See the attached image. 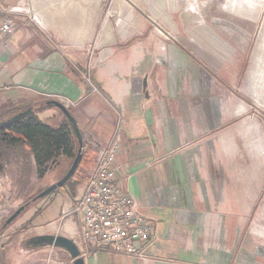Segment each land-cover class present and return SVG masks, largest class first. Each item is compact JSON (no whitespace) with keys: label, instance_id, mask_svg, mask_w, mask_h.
<instances>
[{"label":"crops","instance_id":"1","mask_svg":"<svg viewBox=\"0 0 264 264\" xmlns=\"http://www.w3.org/2000/svg\"><path fill=\"white\" fill-rule=\"evenodd\" d=\"M104 2L0 0V22L16 23L0 44V123L33 110L57 127L63 113L47 102L59 100L83 136L76 194L37 227L81 242L80 218L65 212L119 131L118 181L153 221L155 238L144 258L97 251L86 264H264V230L254 226L264 219V179L246 176L251 169L234 156L239 135L218 114L212 62L131 5L109 14ZM19 159L20 181L38 178L34 155L20 151ZM54 253L64 256L55 264H73L64 249Z\"/></svg>","mask_w":264,"mask_h":264},{"label":"rangeland","instance_id":"2","mask_svg":"<svg viewBox=\"0 0 264 264\" xmlns=\"http://www.w3.org/2000/svg\"><path fill=\"white\" fill-rule=\"evenodd\" d=\"M114 4L136 8L138 14L154 21V29L171 39L176 38V42L197 60L204 61V54H207L212 62L208 68L212 74L213 95L218 97V114L228 117L227 130L239 135L233 140L237 149H234V156L244 158L246 170L251 169L245 172L246 176L260 174L263 180L264 0H105V10H109V14ZM83 158L61 188L36 202H32L36 195L66 175L72 160L65 165L60 161L43 178L38 176L29 183L20 181V159L19 163L14 157L3 163L0 171V264H55L63 260L60 253L52 255L57 247L34 245L31 241L35 236L51 234L50 229L37 225L47 223L59 211L64 195L76 194L81 184ZM260 201L264 215V192ZM25 203H30L29 207L3 228L6 220ZM262 221L264 223V219ZM263 223L254 226L264 230ZM261 247L264 254L263 243Z\"/></svg>","mask_w":264,"mask_h":264},{"label":"built area","instance_id":"3","mask_svg":"<svg viewBox=\"0 0 264 264\" xmlns=\"http://www.w3.org/2000/svg\"><path fill=\"white\" fill-rule=\"evenodd\" d=\"M15 31L13 18H3L0 44ZM88 80L91 82L89 77ZM119 133L116 131L82 196L65 212V216L80 218L81 242L77 244L83 256L107 251L112 255L144 258L147 245L155 238L153 221L137 208L132 194L118 181Z\"/></svg>","mask_w":264,"mask_h":264},{"label":"trees","instance_id":"4","mask_svg":"<svg viewBox=\"0 0 264 264\" xmlns=\"http://www.w3.org/2000/svg\"><path fill=\"white\" fill-rule=\"evenodd\" d=\"M79 146L73 126L64 114L61 124L53 127L32 112L0 128V171L4 162L18 159L20 151L29 150L35 157L38 176L43 178L64 158L73 163Z\"/></svg>","mask_w":264,"mask_h":264},{"label":"water","instance_id":"5","mask_svg":"<svg viewBox=\"0 0 264 264\" xmlns=\"http://www.w3.org/2000/svg\"><path fill=\"white\" fill-rule=\"evenodd\" d=\"M48 106H55L58 109L62 111V113L68 118L69 122L73 126L74 133L76 135V138L79 143V148L77 151V156L75 157L72 165L70 166V169L66 173L64 177H62L59 181L55 182L53 185L49 186L45 190H43L41 193L36 195L33 199L32 202H36L37 200L44 198L51 193H53L56 189L61 188L75 173L77 170L80 160H81V155H82V150H83V136L81 134L80 128L78 126V123L73 116L72 112L70 109L62 102L59 100H50L47 102ZM33 110H29L25 113L17 115L15 118L10 119L8 121L0 123V128L5 126L8 122L18 120L22 117H25L28 114H31ZM30 203H25L24 205L20 206L4 223L3 228H6L8 225L12 224L28 207ZM36 244L37 245H49L53 247H57L60 249H64L70 254V257L72 259L73 264H86V259L82 255V252L77 244V242L74 239H71L69 237H66L64 235L60 234H45V235H38L35 237Z\"/></svg>","mask_w":264,"mask_h":264},{"label":"flooded vegetation","instance_id":"6","mask_svg":"<svg viewBox=\"0 0 264 264\" xmlns=\"http://www.w3.org/2000/svg\"><path fill=\"white\" fill-rule=\"evenodd\" d=\"M35 237H36V236H35ZM35 237H33V239H32L31 242H32L34 245H37V244H36V241H37V240L35 239Z\"/></svg>","mask_w":264,"mask_h":264}]
</instances>
